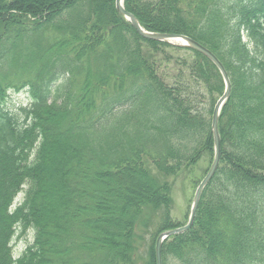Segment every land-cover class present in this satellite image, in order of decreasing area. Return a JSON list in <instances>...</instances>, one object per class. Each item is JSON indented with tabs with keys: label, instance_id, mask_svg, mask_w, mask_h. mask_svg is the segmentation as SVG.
<instances>
[{
	"label": "trees",
	"instance_id": "1",
	"mask_svg": "<svg viewBox=\"0 0 264 264\" xmlns=\"http://www.w3.org/2000/svg\"><path fill=\"white\" fill-rule=\"evenodd\" d=\"M124 6L207 46L232 81L220 166L163 264H264V0ZM21 90L31 104L7 108ZM223 91L206 56L143 38L115 0H0V264H156L158 235L182 223L154 173L199 184ZM17 225L35 230L19 257Z\"/></svg>",
	"mask_w": 264,
	"mask_h": 264
},
{
	"label": "water",
	"instance_id": "2",
	"mask_svg": "<svg viewBox=\"0 0 264 264\" xmlns=\"http://www.w3.org/2000/svg\"><path fill=\"white\" fill-rule=\"evenodd\" d=\"M116 8L119 12V14L126 19H128L133 27L136 29V31L144 38L150 39V40H156V41H165L173 44L182 45L188 48H191L203 55H205L207 58H209L219 69L224 83H225V90L224 93L221 95V97L218 99L214 106L213 110V116H212V133L214 137V144H215V153H214V159L212 162V165L210 169L208 170L207 174L204 176V178L201 180L200 184L196 188L193 203L190 210V216L188 219V222L181 226L177 227L168 231L162 232L156 241V259L157 264H162V246L163 242L171 235L182 233L189 228L192 227L195 221V217L197 214L199 202L201 199L202 192L206 185L211 181V179L214 177L221 159V149H222V142H221V135L219 131V118L221 114V110L226 103V101L229 99L232 91V83L229 76V73L221 60L213 53L209 48H207L205 45L201 44L197 40L193 39L192 37H189L184 34H178V33H165V32H151L146 30L142 27L137 17L129 12L125 7L123 0H116ZM177 42V43H175Z\"/></svg>",
	"mask_w": 264,
	"mask_h": 264
},
{
	"label": "rangeland",
	"instance_id": "3",
	"mask_svg": "<svg viewBox=\"0 0 264 264\" xmlns=\"http://www.w3.org/2000/svg\"><path fill=\"white\" fill-rule=\"evenodd\" d=\"M175 54L177 53H184V51H177L174 50ZM173 53V52H172ZM160 57L165 56L163 53H159ZM170 67V66H169ZM31 103V96L27 90H22L20 92H11L10 96L5 101V106L9 109L18 110L21 106H28ZM210 166V162L208 161V164L206 166L202 167V171H204L205 168ZM156 175V178L159 181H167L169 182L171 186L172 191V210L171 214L172 217L176 219V221L180 222H186L188 220V216L190 213V207L193 200L194 195V188L193 184L190 182V180L187 178L188 173H181L177 176H171L167 179L164 178V176H160V174L154 173ZM55 178L50 177L49 181H53ZM24 197V193H20L16 200L15 205L18 204ZM58 200V197L55 196ZM151 231L156 230V224H153L151 227ZM150 231V232H151ZM139 234L142 233V231L138 232ZM35 231L31 230L30 227L23 228V226L19 225L17 226V231L13 240V249L15 254L22 253L25 248L34 240ZM145 240H150L149 233H144ZM143 249L145 247L142 245Z\"/></svg>",
	"mask_w": 264,
	"mask_h": 264
}]
</instances>
